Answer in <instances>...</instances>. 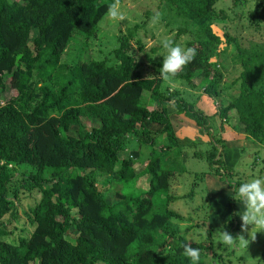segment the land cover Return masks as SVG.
Wrapping results in <instances>:
<instances>
[{"label": "trees", "instance_id": "1", "mask_svg": "<svg viewBox=\"0 0 264 264\" xmlns=\"http://www.w3.org/2000/svg\"><path fill=\"white\" fill-rule=\"evenodd\" d=\"M113 2L0 0V94L5 97L0 99V264H191L183 245L198 216L179 229L184 206L171 205L192 196L196 180L188 193H167L185 171L184 157H203L218 176L210 183L217 185L210 188L211 195H228L230 187L239 188L242 182L232 178L235 171L220 154L223 139L214 136L213 112L195 105L199 94L183 95L181 84L200 87L205 97L216 100L219 127L233 113L232 138L242 135L264 145V42L249 43L253 35L244 36L248 44L243 47L239 35L229 36L226 30L221 39L211 26L230 17L217 8V0H160L162 17L182 21L174 30L175 35L188 34L183 47L196 49L195 58L170 78L176 85L162 89V62L142 66L129 49L133 31L118 35L112 62L87 57L84 44L76 42L93 32ZM243 3L232 0L231 6ZM254 7L260 12H251L245 26L254 32L262 29L264 37V0H256ZM72 42L77 50L68 55ZM135 42L140 48V41ZM228 42L235 51L226 60ZM228 62L236 75L222 83ZM187 120L210 139L178 140L171 121L183 125ZM135 142L149 148L138 170L133 155L120 157ZM202 143L209 147L199 149ZM19 165L30 170L14 175L8 169ZM138 180H145V186ZM23 193L33 195L21 210L30 228L14 232L8 224L17 220ZM244 210L234 206L233 232ZM211 217L231 223L229 214ZM193 247L200 250L199 264H208L204 258L236 264L233 258L224 260L211 241Z\"/></svg>", "mask_w": 264, "mask_h": 264}, {"label": "rangeland", "instance_id": "2", "mask_svg": "<svg viewBox=\"0 0 264 264\" xmlns=\"http://www.w3.org/2000/svg\"><path fill=\"white\" fill-rule=\"evenodd\" d=\"M255 1L256 0H246V3H243L241 5L239 4V6H231L232 0H217V8L226 9V12L230 18L228 20H217V22L212 24V30L221 39L223 30H226L229 36L238 34L242 42L243 37L249 35H253V38L251 39L252 41H250L249 43H255L259 40L264 42V37H262V29L254 32L250 28L245 26L247 23V17L251 12H260V8L254 10ZM159 4L160 0H120V8L125 14V19L123 21L111 20L106 13L97 22L93 32L90 35H88L87 37H82L80 41L76 42H78V45L84 44L85 48L87 49V57L97 60L105 59L107 62H112V50L118 45V35L125 34L128 32V30L133 31L134 33L132 37L129 38V49L133 51L136 59L142 62V66L150 68L151 63L154 64L155 60L158 59H160L162 62L163 56L167 54L166 50L162 47V41L164 39H171L174 41V44H178L181 47H183L184 43L189 39L187 33H180L179 35H175L174 28L176 27V25L181 24L182 21L180 19H177L176 22H172L170 20V16H161L158 23L152 24V17L156 13L161 12ZM230 6L233 7L232 11L229 10ZM239 13L240 16L237 15ZM134 25L138 26L135 28L133 27ZM136 39L140 41V48L136 47ZM247 44L248 43L243 42L242 46L244 47ZM234 48L235 46L232 42H228V44L225 45L226 60L227 55L235 51ZM76 50V43L72 42L69 44L66 50L67 52L65 53L71 55ZM236 71L237 69L232 68L230 63L228 62L226 65L224 76L225 82L222 83H227V81L231 80L236 75ZM201 75V72L194 75L192 79L194 85L199 82V78ZM167 85L174 86L176 85V83L172 81H163L161 84V88L163 89V87ZM178 87L181 89L183 88V95H186L189 98L193 97L191 95L199 94L200 96L196 95L197 98L195 105L200 106L202 109H207L213 112L210 116V123L213 127V132L215 133L214 136H220L223 138V142L220 147V154L224 161L227 164L231 165V167L235 171L231 172L232 178L244 183L252 180L253 178L264 177V173L261 170V157L264 154V145L256 141H250L249 139V146L247 147L248 150H246L243 144L247 145V143L246 140L242 138V135H240V139H237L235 137L232 138L231 136L233 135H227L220 129V119L217 115H214L216 110V100L214 98L205 97L201 92V88L197 86L188 87L187 84H181ZM4 98L5 97L0 94L1 101H3ZM229 114L231 116L227 121L228 125H230V123L233 121V113L229 112ZM182 126L183 130H181V133L184 135L191 134V131H195L192 130V128L194 129L195 127H197L194 125L193 120H187V122ZM230 131L232 130L230 129ZM198 136L199 135L196 134L192 137ZM187 137L190 138L189 136ZM159 139H161V136L158 137V140ZM209 139H206V142ZM208 147L209 145L205 143L198 145L199 149H206ZM148 151L149 148L147 146L135 142L134 144L126 147L123 154H120V157L124 154L133 155L134 160L132 161V164L133 167L138 170L140 169V167L144 166L146 157L148 156ZM248 154H250V156H248ZM253 158H255V160L252 162V164H250L249 161H251ZM183 165L185 167V171L181 175H177L178 178L175 179L174 185L171 184L173 186H171L167 190V193L173 196H181L184 193H188L192 181L194 179L196 180L193 187V195H185L171 205L172 209L179 208L181 207V205L184 206V209H181L182 212L185 213V215H181L183 219L177 222V226L179 229H181V227L185 225L192 224V218L198 216V218H196L198 220L197 226L189 229L187 232L188 243H191L192 246H194V244L198 242H203L204 245H207L211 241L213 243L215 251L221 253L224 260L227 258H233L236 264H249L256 261H258L260 264H264V256L261 255V251H264V231L257 232L255 228L251 229L252 226H249V234L247 232L241 233L240 227L234 232L232 230L233 226L236 224L235 222L237 221V219L233 216L234 206H245V202L242 199L237 200L238 188L230 187L228 195L225 193L216 192L211 195L210 188L217 185L210 183H216L218 176H215V174H213L209 170L210 166L203 159V157H195L187 154V156L184 157ZM8 169L10 170V172L16 175V173H25L26 171L30 170V167L28 165H19L15 167L11 166ZM99 180L100 177L97 180V187H99ZM138 183H140L141 186H145V180H138ZM218 185H220V183ZM117 187L118 185L115 184L109 190V192L107 193L108 199L112 196L113 190L117 189ZM161 194H164V191H161L160 195ZM32 196V194L28 193H23L20 196V200L17 205V220H11L8 224L9 229L14 228V232H19L21 230L29 231L30 226L27 224V218L23 215L21 210H26L27 206L30 205ZM212 196L214 197L213 200H211ZM227 197H231L230 201L227 200ZM214 214L218 215L219 218H222L226 214H229L231 223H228L221 219L216 222L213 217L209 218ZM188 217H190L189 220L186 219ZM214 223L218 224V226L214 227L215 231L209 233V237H204L206 234V230ZM21 227L25 228L21 229ZM225 229L232 233L233 236L244 235L245 239H249V237L256 234V238L254 241L250 240L248 247L237 245L236 247L230 248L227 245L221 243L220 230ZM230 252L231 254L227 256V254ZM206 254L210 259V250L209 252L207 251ZM203 260L208 264L211 262L212 264H222L221 260L209 261L205 258Z\"/></svg>", "mask_w": 264, "mask_h": 264}, {"label": "clouds", "instance_id": "3", "mask_svg": "<svg viewBox=\"0 0 264 264\" xmlns=\"http://www.w3.org/2000/svg\"><path fill=\"white\" fill-rule=\"evenodd\" d=\"M107 16L111 20L123 21L125 19V14L120 8V0H114L108 6ZM160 18V13H156L152 17V24L158 23ZM162 47L167 53L163 56L160 68V75L164 81H169L170 78L175 77L196 56V49L194 47H181L178 44H174V41L171 39H164ZM237 198L245 202V210L239 216L241 220V233L247 232L249 234V226H252L251 229L255 228L257 232L264 231V177L253 178L250 181L242 183L237 190ZM220 236L221 243L230 248L237 245L248 247L250 240L254 241L256 238V234L249 237V239H245L244 235L233 236L226 229L220 230ZM183 248L184 255L190 259L191 264H199L200 250L193 247L191 243L184 244Z\"/></svg>", "mask_w": 264, "mask_h": 264}, {"label": "crops", "instance_id": "4", "mask_svg": "<svg viewBox=\"0 0 264 264\" xmlns=\"http://www.w3.org/2000/svg\"><path fill=\"white\" fill-rule=\"evenodd\" d=\"M221 122H223L222 123V128L220 127V129L224 132V133H226L227 135H232V133H235V132H233V131H230V128H229V125L227 124V122H224V121H222V119H221ZM171 126H172V129H173V131H174V133H175V135H176V138L178 139V140H183V139H193V138H195V137H192L193 135H196V134H198L199 136L198 137H196V138H200L199 140L200 141H205L206 140V134L205 133H203V132H199V131H196V127L193 129L192 128V130H195V131H191L192 133L191 134H187V135H184V134H182L181 133V130H183V126H182V124L181 123H176V122H173V121H171ZM185 131V130H184ZM187 136H189L190 138H188ZM240 137V136H239ZM222 138V137H221ZM223 139V138H222ZM246 143H248L247 141H246ZM245 146V148H246V150H248L247 149V147L248 146H246V145H244ZM251 147V146H250ZM248 156H250V154H248Z\"/></svg>", "mask_w": 264, "mask_h": 264}]
</instances>
